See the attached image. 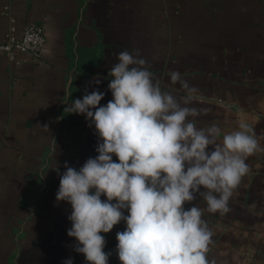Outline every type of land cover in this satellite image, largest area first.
I'll return each mask as SVG.
<instances>
[{"label":"crops","instance_id":"1","mask_svg":"<svg viewBox=\"0 0 264 264\" xmlns=\"http://www.w3.org/2000/svg\"><path fill=\"white\" fill-rule=\"evenodd\" d=\"M29 23L44 32L42 51L0 55V264H87L67 235L71 206L56 193L64 163L95 158L98 136L65 107L85 89L104 92L106 105L120 52L138 50L162 91L186 94L172 71L197 87L192 106L208 110L199 126L230 132L243 118L264 146V0H0V41ZM246 163L230 211L203 216L217 264H264V152ZM125 227L101 233L108 264H120L114 244Z\"/></svg>","mask_w":264,"mask_h":264},{"label":"clouds","instance_id":"2","mask_svg":"<svg viewBox=\"0 0 264 264\" xmlns=\"http://www.w3.org/2000/svg\"><path fill=\"white\" fill-rule=\"evenodd\" d=\"M117 60L106 105L104 92L85 89L65 107L84 115L98 136L95 158L79 169L64 163L56 193L57 202L71 206L73 249L87 264H108L112 253L101 233L123 221L116 233L120 264H217L208 256L213 232L204 213L230 211L229 200L250 172L247 159L264 146L243 118L230 132L215 122L199 126L208 110L192 105L202 94L178 71L169 78L185 91L179 98L161 90L138 50L120 52ZM198 198L206 209L193 203Z\"/></svg>","mask_w":264,"mask_h":264},{"label":"built area","instance_id":"3","mask_svg":"<svg viewBox=\"0 0 264 264\" xmlns=\"http://www.w3.org/2000/svg\"><path fill=\"white\" fill-rule=\"evenodd\" d=\"M5 11L7 7L4 8ZM6 13V12H5ZM45 43V35L42 28L37 23L25 25L18 34L14 27L11 26L6 33L4 40L0 41V55L9 60H17V56L23 53L39 54ZM127 215V213H125ZM117 226L124 228L126 225L123 221ZM117 241L114 246H116Z\"/></svg>","mask_w":264,"mask_h":264}]
</instances>
